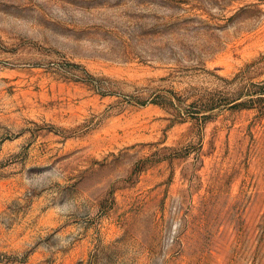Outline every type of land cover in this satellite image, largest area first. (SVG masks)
Returning <instances> with one entry per match:
<instances>
[{"label": "rangeland", "instance_id": "obj_1", "mask_svg": "<svg viewBox=\"0 0 264 264\" xmlns=\"http://www.w3.org/2000/svg\"><path fill=\"white\" fill-rule=\"evenodd\" d=\"M0 264H264V0H0Z\"/></svg>", "mask_w": 264, "mask_h": 264}]
</instances>
